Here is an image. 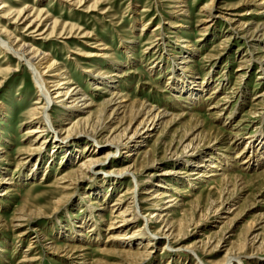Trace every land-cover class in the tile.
Masks as SVG:
<instances>
[{"label": "rangeland", "instance_id": "obj_1", "mask_svg": "<svg viewBox=\"0 0 264 264\" xmlns=\"http://www.w3.org/2000/svg\"><path fill=\"white\" fill-rule=\"evenodd\" d=\"M86 1L88 3L83 2L80 6H77L73 5L71 1L67 3L66 0H0V7H3V10L0 11V29L7 31L8 36H3L4 39L8 40L10 35L12 38H17L18 41L23 40L22 42L33 45L40 53H44L49 59V64L53 63L56 70H59L54 74L59 73L61 70L66 71V75L68 74L66 79H71L73 86H79L89 96L95 106L83 115L86 122L84 127L92 125L98 120L100 116L98 107L104 99L108 98L102 90H93L98 82L92 81L90 73L95 74L100 69L108 75L109 73L116 74V77L113 76L112 80L119 84L118 90L127 97L129 101L127 103L142 101L148 105L165 109L172 115L182 114L183 112V114H186L184 118L172 122L162 136L160 135L161 127L159 126L150 136L143 135L144 137L140 140L132 143L137 145H134L133 149L135 151L128 158L125 154L126 149L119 150L116 148L117 145L114 144L105 146L104 141L97 139L99 147L97 156H103L106 149H109V155L105 157L104 163L98 165L93 172L95 180H93L94 175L92 176V174L83 178L80 182L82 183L81 189L83 187L104 186L106 185L105 181L109 179H113L110 182L114 181L117 184H111V188L114 189L112 191L109 189L108 198H101L100 200L97 198V201L101 204V217L105 222L100 223L99 226L101 234L99 241L90 243L89 250L85 253L89 262L92 263L119 264V257L116 254H103L101 248L107 240L105 230L109 220L110 205L119 192L135 185L132 178H129V176L119 177V173L124 166L135 163L136 168L139 169L145 164L139 152L150 149L151 152H155L158 160L154 166H148L144 169L146 171L140 173V178L145 182L146 174L149 173L155 175L152 176L153 180L165 170L170 171V177L174 176L176 172H185L188 169L187 164L175 166L173 165L175 160L170 161L169 157L166 160H161V158L166 150L163 148L167 145L169 147L172 137H174V141L170 143V148L173 150L178 145V138L182 136L184 131L190 129L197 120L202 121L207 129L208 127L214 128L215 131L217 129L215 134L219 131L220 137L227 139V142H230L228 139L232 138L230 134H235L237 133L236 129H241L233 145L226 146L224 144L225 140H223L212 144L208 148L214 152H218V149L221 148L219 153L222 156L232 157L248 140L251 141L259 137L261 133L263 135L264 103L262 108L261 106H255L258 101H254L253 97L255 98L258 94L264 92V72L259 67V57L264 56V44L262 42L260 45L262 46L259 50L261 52L256 51L253 54L256 62L247 63L248 68L240 66V59L243 55H249V47L251 46L247 45V42L243 39L242 30L238 29L233 32L235 25L232 26L229 19H238L243 24L247 21L263 23L264 17L257 12L262 10L264 6L259 5L260 1L252 0H246L241 4L239 3L240 0H184V4L178 5L181 6L180 8H174L176 0H98L94 3L95 6L92 5L94 8L91 10L88 9L92 4L91 0ZM25 4L29 6L28 9L32 8L34 12H42L45 22L41 24L40 31H48L51 29L49 26H53L52 30L56 35L52 39L41 40L36 37V40H34L32 38L33 34L24 30L25 25L16 27V16ZM209 4L214 9L212 10V16L207 18L208 14L203 9ZM239 4V8H232ZM179 9L187 11L186 17L176 14ZM249 11H252V14H245ZM232 14L236 16H232ZM173 15L179 18L175 20ZM171 21H174L178 27L168 29L167 23ZM146 22L148 24L140 32ZM205 27H209L206 32L203 30ZM63 28H66L67 31L64 34L67 35L59 37L58 34ZM70 28H73L75 32L71 36L68 35ZM155 28L158 30L152 33ZM229 36H232V38L228 39L225 48L221 50L219 46L221 41L227 40ZM146 42H153V44L146 45ZM124 43L128 47L131 46V58H127L128 54L123 49ZM156 44L158 46H155ZM103 48L107 49L100 50ZM189 52H194V63L191 66L195 69L194 73L197 74H194L196 81L202 82L205 86L200 99L194 105L191 104V101H189V104L175 100L171 96L172 91L169 86L166 87L169 74L173 68L179 69L181 67L179 64L180 57L187 55ZM94 54L97 56H90ZM207 56L214 57L213 59H205ZM157 57L161 63L156 61L159 63L158 66L151 68L152 64L150 63L155 61ZM239 74H245V76L240 78ZM258 76H261V78H258ZM216 84H220V92L211 96L210 91ZM226 95L227 98L230 97L228 99L230 101L225 108L224 106L220 107V110L225 109L221 115H217V110L207 109L211 103H215ZM209 96L210 98L206 100ZM37 97V88L27 67L17 62L13 56L0 50V141L2 148L4 151L6 150V154L2 155L5 156V160L0 162V167L7 169L8 176L15 186L12 188L13 192L4 196L3 189L5 187H0V218L8 225L15 212L23 204L27 202L28 204H34L33 202L39 196L46 195L44 201L35 202V205L39 207L36 211H39L42 217L29 227L19 228V232L28 228L27 233H30L28 237H24L20 241L17 240L15 229L10 226L4 228L1 226L3 221L0 222V249L4 250L0 253V264H17L22 259L30 237L37 235L32 231L33 229H37L42 234L40 243L36 244L37 248L33 252L34 256L40 259L37 264H71L67 259L50 254L44 244L52 242L57 247L68 245L69 241L66 240L64 235L61 236L63 232L61 228H66V234H70L71 231H74L71 223L79 219L80 215L86 216V212L82 214L79 212L85 190L79 189L76 191L73 189L67 194L70 196L69 198L65 196L58 203L59 194H56L53 188L49 186L53 185L54 177L66 173L67 170L72 169L73 165L81 160V157L86 156L85 152L82 151V145L85 141L90 142L84 135L71 134L75 131L61 133L63 128L66 127L65 124L69 122V114L56 106V108L53 107L49 111L54 131H49L46 135L40 137L41 140L38 143L39 145L44 141L41 146L43 148L41 149L42 152L40 151L38 154L27 152L28 150L25 149L28 148L30 141L36 136L26 135V131L32 129L35 123L30 115L36 106L33 103ZM192 115L194 118L190 120ZM119 117L121 116L118 114L115 116V120L111 119L110 129L117 126L115 121ZM72 118L74 119V117ZM194 119L195 121H193ZM165 120H168V118ZM124 123V125L118 126L113 136L124 128L127 120ZM136 125L137 123L132 125V130ZM139 130L143 131L144 129L140 128ZM128 133L132 134L131 131ZM197 133H194V135ZM193 136H189L183 146ZM238 139L239 142H237ZM55 141L60 146L66 147L69 145L71 150L82 152L81 157L70 164L64 163L61 155L63 149L55 147L52 144ZM196 143L201 148L206 149V146H202L205 143V137L200 138ZM224 147H228V149L224 150ZM180 150V147L177 148L178 153ZM30 154L33 155L34 159H30L32 158ZM38 156L41 158L40 162ZM121 159L126 162H121ZM51 160L53 162L49 165ZM36 161L39 162L37 175L33 180L28 178L24 181L27 179L25 177H29L27 175L31 173V169L34 170ZM237 161L234 169H231L228 173L246 176L244 181L248 183L249 187L243 192L244 194L238 195L235 199L230 211V213L234 211L232 214H223L225 209L216 214L213 213V210H209L212 200L207 198V186L205 184L198 185L194 183V185L188 186L186 182H180L182 184L174 183L186 192L181 197V204H184L183 210L189 213L183 218L184 221L189 222L188 220H190L195 224L200 212H203L202 215H206L207 218L204 220L205 225L202 224L204 222L197 226L193 225V222L190 223L187 236L183 237L180 242L172 244L174 249L205 240L210 232L217 231L220 226L236 215L238 217L235 221L233 235L230 238L225 237V240L228 243L239 245L250 224L257 222L260 215H264V184L262 181L252 182L253 172H244L243 168L245 166L241 165L239 159ZM48 165L49 168L47 169ZM262 167H264V158H262L260 168H258L262 170ZM45 171L47 178L44 183L41 182V177ZM117 176L120 180H114ZM177 176L180 179L182 177L181 175ZM162 177L166 176L163 175ZM31 183H35L34 185L37 187H33ZM144 188L143 185L138 188L136 194L138 201L141 199V192ZM198 197L200 198L198 205L201 207V211L193 214L188 203ZM89 200H92V197ZM174 211L176 213L175 219L181 218V208H176ZM73 215L77 218H73ZM227 216L229 217L227 218ZM94 219L96 222L99 221L98 217ZM141 224L142 222H138L133 228L136 229ZM133 228L132 230H134ZM222 234H217V238L223 236ZM44 237H47L48 240H45ZM161 245L162 242H159L157 247H154L153 257L138 264L198 263L197 257L187 251H161L159 250ZM226 250L227 248H218L213 252L205 251L202 253L199 251L198 256L205 264H223ZM244 254L241 260L245 264H264V254L253 256L254 253L249 248Z\"/></svg>", "mask_w": 264, "mask_h": 264}, {"label": "bare ground", "instance_id": "obj_2", "mask_svg": "<svg viewBox=\"0 0 264 264\" xmlns=\"http://www.w3.org/2000/svg\"><path fill=\"white\" fill-rule=\"evenodd\" d=\"M70 1L73 2V5L77 6H80L83 2L88 3L86 0H66L67 3H70ZM245 1L246 0H240L239 3L241 4V2ZM252 1H260L259 5L264 6V0ZM90 2H92V4L88 7V9L92 10V8H94L92 5L95 6L94 3L98 2V0H91ZM174 3L176 4L174 8H180L181 6L178 5L184 4L185 1L176 0ZM240 4L232 8L237 9L239 8ZM28 7L29 6L25 4L18 12L15 19L16 27L19 25H25L24 30L30 34H33L32 38H34V40H36V37H39L41 40L52 39L54 35H56L54 30H52L53 26H49L51 29L48 31H40V26L45 22V18H43L42 12H34L32 8L28 9ZM213 9V6L210 4L205 6L203 10L207 12V18L212 16ZM1 10H3V7H0V11ZM257 13L264 17V7L262 10H258ZM176 14L186 17L188 13L184 9H179ZM245 14H252V11H249ZM232 16L236 15L232 14ZM174 18L176 20L179 17H174L173 15V19ZM229 23H231L232 26L235 25L233 32H236L238 29L242 30V35H244L243 39L247 42V45L251 46L249 47L250 53L247 55L248 57L243 55L240 59V66H246L245 68H248L247 63L252 61L256 62V58L253 55L254 52H258L260 50L262 47L260 46L262 42L264 44V22L257 23L247 21L243 24L239 22L238 19L236 20L235 18H230ZM147 24L148 22L142 26L140 32L143 31V28ZM167 25L169 26L168 29H174L178 27L174 21L168 22ZM208 28L209 27H205L203 30L206 32ZM157 30L158 29L155 28L152 33ZM66 31V28H63L58 34L59 37L67 35L64 34ZM68 33V35L71 36L72 33H75L74 29L70 28ZM3 36H8L7 31L0 29V50L5 54L13 56L17 62L22 63L27 67L31 73L38 93V97L33 103V105L36 106L31 111L30 115V118L32 121H35V123L32 129L26 131V135L28 134L36 136L30 141V145L25 150H28L27 152L29 153L33 152L38 154L41 149H43L41 146L44 144V141H42L39 145L38 143L41 140L40 137H43L49 131H54L49 111L53 107L56 108V106L58 109L67 111L69 114V122L65 124L66 127L63 128L61 133H71L75 131V133L71 134L81 136L84 135V137H86V139L90 142L87 143L85 141L84 145H82V151H84V154L86 155L84 157H81L82 152L78 150H71L69 145L63 147L60 146L57 141L52 143L55 147L63 149L61 155L63 156L62 159L64 160V163L67 162V164H70L81 157V160L73 165L72 169L69 171L67 170V172L62 175L58 174L56 177H54L53 185L49 186L50 188H53L56 194H59V199L57 201L58 203L65 196H68L67 194H69L71 190L75 189L77 191L81 189L82 183L80 182L83 180V178L91 174L93 176V172L96 170L97 166L104 163L105 157L109 155V149H106V152H104L103 156H97L99 150L97 143L98 138L104 141L106 144L105 146L114 144L117 145L116 148L119 150L126 149L127 151L125 154L126 158H128L131 153L135 151L133 149L134 145H137H133L132 143L140 140L142 137H144L143 135H147V137L150 136L153 132H155L156 128L160 126V135L162 136V134L166 132V129L172 122L186 116V114H183L184 112L182 114L176 115L169 114V112H167L165 109L148 105L142 101H138L136 103L131 101L130 103H127L129 102L127 97L122 95L118 90L119 84L112 80L114 77H116V74L109 73L108 75V73L103 72L102 69H100L95 72V74L90 73L92 81L98 82V85H95L93 90H102L103 94L107 95L108 98L104 99L98 107L100 114L98 120L92 125H87L84 127L86 122L83 115L88 113V110L91 107L95 106L89 96L86 95V93H84L81 88H79V86H73L71 79H66V76H68V74L66 75V71L61 70L59 73L54 74V72H58L59 70H56L53 63L49 64L48 57L44 53H40L38 50H36L33 45H28L25 42H22L23 40L18 41L17 38H12L10 35L8 40H6ZM231 38L232 36H229L227 40L224 39L221 41L219 45L221 50L225 48V43ZM177 39L180 40L179 37H177ZM125 43L123 44V49H125L126 53L128 54L127 58H131V46L128 47ZM145 44L151 45L153 42H146ZM157 44L155 46H158ZM106 49L107 48H103L100 50ZM193 54L194 52H189L187 55L180 57L179 64L181 67L179 69L173 68L172 72L169 74L166 87L169 86L172 91L171 96L175 98V100H179V102L182 103H189V101H191V104L194 105L200 99V95L202 92H204L205 86L202 82H197L196 76H194V74H197L194 73L195 69L191 66L194 63ZM90 56L95 57L97 55L94 54ZM213 57L214 56H207L205 59H213ZM156 61H159L158 57L155 59V61L150 63L152 64L151 68H156L158 66L159 63ZM259 62V67L264 72V56L259 57ZM244 76L245 74H239L240 78H243ZM258 78H261V76H258ZM219 88L220 84H216L215 87L210 91V95L212 96L219 93ZM209 98L210 96L207 97L206 100ZM229 98L230 97L227 98V95L222 96L220 100L216 101L215 103H211L207 109L212 111L217 110V115H221L223 110H225V106L229 104ZM253 100L258 101L255 106H261L262 108V104L264 103V92L258 94L255 98L253 97ZM221 106H224V108L220 110ZM118 114L121 117L115 121L117 122V126L113 129H110L111 119L115 120L114 118ZM72 117H74V119ZM166 118H168V120H165ZM193 118V115L190 116V120ZM125 120H127V124L121 131L118 132V134L113 136V133L116 132L118 126L125 124ZM193 121H195V119ZM135 123H137V125L134 130H132V125ZM140 128L146 130L140 131ZM236 130L237 133L232 135L230 134L232 138L230 137L231 139H228L230 142H227V139L225 140L220 137L219 131L217 134H215L217 129L216 131L212 127H208L207 129V126H205L202 121L197 120L195 121V124L190 127V129L184 131L182 136L178 138V145L173 150L170 148V143L174 141V137H172L169 147L167 145L163 148L166 150L163 153L161 160H166V158L169 157L170 161L175 160L173 165L184 166L187 164L188 169L185 172H176L174 173V176L172 175L170 177L169 170L163 171L159 177L153 180L152 176L155 175L149 173L146 174L147 178L144 182L142 178H140V173L146 171L144 170L146 167L154 166L158 160L155 152H151L150 149L139 152L145 164L139 169L136 168L137 166L135 163L124 166L123 170L119 173V177L129 176V178H132L133 181H135V185L119 192L116 196V199L110 205V211L108 215L109 220L105 230L107 240L103 243L101 252L103 254H116L119 257V264H138L139 262L149 260L154 256V247H157L159 242H162L161 247H159V250L161 251L176 252L183 250L187 251L191 255H195L198 259V263L196 264H205L200 256H198L199 251L202 253L205 251L213 252L218 248H227L223 264H245L241 258L243 255H245L244 252L248 248L254 253L252 254L253 256L257 254H264V215H260L257 222L252 225L250 224L246 230V235H244L239 245L228 243L227 240H225V237L228 236V238H230L233 235L232 233L235 226V221L238 217L236 215L220 226L217 231L210 232L205 240L192 243L188 246H182L179 249H174V247H172V244L180 242L183 237L187 236L190 223L193 222L190 220H188L189 222H186L183 219L189 214L187 211L183 210L184 204H181V197L183 194H186V192L182 191L177 185H175L176 183L182 184L180 182H186L188 186H192L194 183L198 185L202 183L205 184L207 186V198L212 200L209 205V210H213L214 214L222 209H225V213L223 214H232L234 211H232V213H230V211L234 205L233 203L235 199L238 195L244 194L243 192H245L249 187L248 183L244 181V177L246 176H241L236 173L230 174L231 172L228 173L231 169H234L237 159L241 161V165L245 166L243 168L244 172H253L251 176L252 182L262 181L264 184V167H262V170L259 169L260 162L262 158H264V133L263 135L261 133L259 137L254 138L251 141L248 140V142H246L245 145L240 148L232 157L222 156L219 153L221 148L218 149V152L208 149L210 146H212V144L223 140H225L226 143L224 142V144L226 146L233 145V142L237 139V134L241 129ZM130 131L132 134L128 133ZM190 132L193 133L190 134ZM196 132L198 133L194 135ZM189 136L193 137L185 146H183V144L189 139ZM202 137H205V143H203L202 146H206V149L201 148V146L196 143ZM237 142H239V139ZM31 146L36 147L33 148ZM179 147L181 150L178 153L177 148ZM189 149L191 150L189 151ZM225 149H228V147H224V150ZM3 151L4 149L2 148L0 141V162L5 160V156L2 155L6 154V150L4 152ZM30 155L32 157L30 159H34L33 155ZM30 155L27 156L29 157ZM40 160L41 158L38 156V161L40 162ZM121 160V162H126L123 159ZM39 162L36 161L34 164V170L31 169V173L27 175L29 177H25L27 179L24 181L28 180V178H31L29 180H33V178L37 175L36 172L39 169ZM52 162L53 161L51 160L49 165H51ZM49 165L47 169L49 168ZM163 175L166 177H162ZM177 175H181V179ZM119 177H115L114 180H120ZM46 178L47 174L45 171L41 177V182L45 183ZM95 179L96 178L94 175L93 180ZM110 180L113 179L106 180V185L104 186H95L90 188L83 187L81 189L85 190L86 192L83 201L80 204L81 207L79 208V212L81 214L86 212V216L80 215L79 219L71 223L74 231H71L70 234H66V228H61L63 229V232L61 231V236L64 235L66 240L69 241L68 245L64 247H57L56 244L52 242L44 244L50 254L67 259L71 264H102L100 262H89L85 252L89 250L90 243H97L101 236L99 226L100 223L105 221L101 217V204L99 201H97V198H99V200L101 198L105 199L108 196L109 189H111V191L114 189L111 188V184H117V182H110ZM31 184H33V187H37L34 185L35 183ZM142 185L145 186V188L141 192V199L138 201L136 194L138 188ZM0 187H5L3 189V196L9 195L11 192H13L12 188L15 187L14 183L8 176L7 169L3 167H0ZM113 187L115 186L113 185ZM45 197L46 195H41L36 199L35 202L44 201ZM69 197L70 196L67 198ZM90 197H92V200H89ZM213 197L216 198L212 199ZM199 199L200 198L198 197L189 201L188 203V206L191 208V213L193 214H197L201 211V207L198 205ZM35 202H33L34 204H28L27 202L18 208L8 225L2 218H0V222L3 221L1 223L2 227L6 228L10 226L11 228L15 229L17 232L16 238L19 241L22 238L28 237L30 235V233H27L28 228L22 230L21 232H19V228L29 227L30 225L35 224V222L42 217V214L39 211H36L39 207L38 205H35ZM176 208H181V218L175 219L176 213L174 210ZM202 213L203 212H200L196 223L194 224L193 222V225L197 226L207 219L206 215L203 216ZM74 217L76 216L73 215V218ZM95 217H98L99 221L96 222L94 219ZM228 217L229 216H227V218ZM138 222H142V224L134 229V225ZM202 224L205 225L206 223L204 222ZM132 228L134 230H132ZM32 231L37 233V235L30 237L28 247L23 252L22 259L17 262V264H37L40 260L34 256L33 252L37 248L36 244L40 243L42 234L39 233L37 229H33ZM219 233H223V236L217 238V234ZM45 240H48L47 237ZM2 252H4V250L0 249V253Z\"/></svg>", "mask_w": 264, "mask_h": 264}]
</instances>
